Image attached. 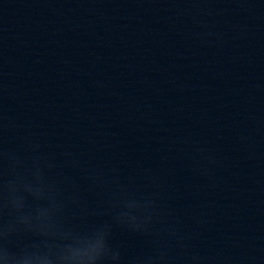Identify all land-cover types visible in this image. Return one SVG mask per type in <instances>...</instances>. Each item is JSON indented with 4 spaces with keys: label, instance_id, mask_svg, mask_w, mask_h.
I'll return each mask as SVG.
<instances>
[{
    "label": "water",
    "instance_id": "water-1",
    "mask_svg": "<svg viewBox=\"0 0 264 264\" xmlns=\"http://www.w3.org/2000/svg\"><path fill=\"white\" fill-rule=\"evenodd\" d=\"M0 112L11 147L151 169L197 248L264 264V0H0Z\"/></svg>",
    "mask_w": 264,
    "mask_h": 264
},
{
    "label": "clouds",
    "instance_id": "clouds-1",
    "mask_svg": "<svg viewBox=\"0 0 264 264\" xmlns=\"http://www.w3.org/2000/svg\"><path fill=\"white\" fill-rule=\"evenodd\" d=\"M5 120L0 112V264H254L197 248L151 169L143 172L153 189L146 191L121 169L65 150L70 174L39 140L11 147ZM124 235L146 244L130 250Z\"/></svg>",
    "mask_w": 264,
    "mask_h": 264
}]
</instances>
